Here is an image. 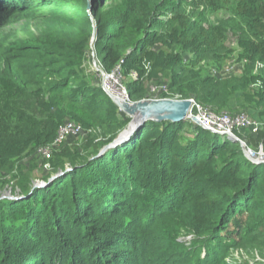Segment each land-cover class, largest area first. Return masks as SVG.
Segmentation results:
<instances>
[{
    "label": "trees",
    "instance_id": "obj_1",
    "mask_svg": "<svg viewBox=\"0 0 264 264\" xmlns=\"http://www.w3.org/2000/svg\"><path fill=\"white\" fill-rule=\"evenodd\" d=\"M109 1L0 0V196L10 185L22 195L32 192L36 157L54 142L63 120L94 130L80 145L82 152L65 148L52 154L48 185L34 197L16 203L0 200V264L15 249L20 253L9 260L23 259L26 249L36 248L44 234L56 229L45 216L48 200L61 214L53 217L56 224L68 225L63 220L67 215L78 220L79 212L97 219V226L88 229L102 235L98 242V236L89 238L101 244L100 254L107 248L103 241L115 238L118 246L136 247V263L145 254L147 262L170 257L178 259L175 264H224L230 247L264 255V163L251 162L241 144L228 136L188 120L149 121L128 141L97 156L132 119L121 114L100 85L89 86L81 77L90 40L98 31V56L109 70L123 58L126 67H135L142 76L148 73L147 80L162 77L170 99H193L222 114L240 93L246 106L264 107V67L254 75L256 65H264V0H134L133 12L125 16ZM137 23L145 38L137 37ZM150 41L161 45L157 53L150 51ZM234 52L246 61L241 77L221 80L200 66L213 62L222 67ZM257 81L263 86L251 89ZM128 93L132 101L144 98L141 89L130 87ZM240 113L253 115H233ZM234 134L246 144L258 138L256 144L264 145V132ZM196 193L211 200L209 212L204 219L193 213L189 221L195 223L183 222L190 215L186 203L196 201ZM7 205L14 216L3 215ZM113 219L122 220L130 240L101 226ZM171 219L176 222L170 224ZM156 227L173 235L164 257L156 258L151 249ZM184 233L195 237L189 247L178 242ZM100 254L91 253L93 263L107 261Z\"/></svg>",
    "mask_w": 264,
    "mask_h": 264
},
{
    "label": "rangeland",
    "instance_id": "obj_2",
    "mask_svg": "<svg viewBox=\"0 0 264 264\" xmlns=\"http://www.w3.org/2000/svg\"><path fill=\"white\" fill-rule=\"evenodd\" d=\"M109 3L113 6H119L122 8L123 16L127 15L128 13H132L134 10V6L136 5V1L134 0H110ZM45 10V9H44ZM115 16V15H111ZM118 17H121L118 15ZM26 26L29 27H35L34 23H26ZM137 26L139 24L137 23ZM20 29V25H15L14 28ZM32 27V28H33ZM144 28L139 26V31L137 32V37H143L144 35ZM99 35L98 31H95L93 37L90 40L88 51L86 53V56L84 57V62L82 66V74L81 77L84 79L86 84L89 86H98L100 85L101 88H103V84H106V88L112 91L115 95H119L120 98H123L124 91L129 95L128 88L131 87V89H137L142 90L144 95L143 99H170L168 96L166 97V93H168V88L163 83L164 80L162 77L154 78L147 80V74L145 76H142L141 73L135 68V67H126L123 65L122 59L119 61H116L114 63V66H112V69L109 70L107 67L108 65L102 63L101 59L98 56V40L97 38ZM102 39V37H100ZM152 42L150 45V51L153 53H157L161 49V45L158 42L150 41ZM234 47H236L234 44H232ZM233 58L231 61L226 63L222 67H216V65L211 62H202L201 68L207 71V68L212 72L214 77H218L219 79H229L232 77H241L245 74V63L246 61H242L240 59V56L237 54V52H234L231 55ZM191 57L187 56L186 61L190 62ZM264 65L257 64L255 68L254 75L257 76L258 72L257 70L263 69ZM105 80V81H104ZM263 86L262 82L257 81L256 83L251 85V89H260ZM105 91V90H104ZM106 92V91H105ZM123 92V93H122ZM107 93V92H106ZM240 93H236L229 105V108L224 110L223 113H228L230 115H233V113H239V112H252L254 117L250 116V119L255 120L257 124L259 125V133L264 132V107H260L257 109L250 108L249 106H246L247 104L244 102V100L241 98ZM130 97V96H129ZM142 99V100H143ZM192 100V99H191ZM140 101V100H138ZM129 102H136L129 99ZM119 108V107H118ZM205 108V107H203ZM120 110V108H119ZM121 112V110H120ZM122 114V112H121ZM125 116V115H122ZM73 123L76 126H79L82 128V133L80 135L78 134H72L71 136L66 137V140L61 144L58 145L57 148H55L56 153L53 152V156H56L60 154L61 151H63L65 148L67 149H77L79 152H82V147L80 146L83 144L86 140L90 138L92 134H94V130L87 129L84 126H82L80 123L72 120V119H65L61 123L59 127H62L65 123ZM59 130V129H58ZM248 130V129H244ZM242 131V130H237ZM258 134V133H257ZM257 138V137H256ZM255 138V139H256ZM258 138L256 139V141ZM55 141V140H54ZM256 141L248 143V149L251 150L252 153H256V155L264 154V145L260 146V142L256 144ZM53 145V143H52ZM52 159V158H51ZM51 159L50 160H43L39 156V158L36 157L35 163L33 164L32 169V183H33V190L31 193L27 195H22L20 191H18L14 186L10 185L8 186L1 194V197H5L1 200H7L9 202H25L26 200L30 199V196L34 193L33 197L37 194V190L44 189L48 184L46 181L47 177H49L53 172V168L51 166ZM261 164V163H256ZM67 168L69 167L68 164ZM71 171V169H70ZM100 177L104 178L105 173L101 172ZM53 178V177H52ZM50 182V181H49ZM141 184V183H139ZM190 196L192 194H189ZM194 198H197L196 201L193 199L190 203H186L187 208L190 209L189 213L190 215H184L183 222L189 221L192 219L193 213L194 218L198 216L199 218H205L207 216V213L209 212L210 203L211 200H207L205 196H202L200 193H196V196ZM45 206V207H44ZM10 205L6 206V211L3 213L4 216L8 217L14 216V213H9ZM43 207L45 208V216L49 219L47 222L51 227H54L55 230L52 232H49L48 234H44V239L42 243L40 242L38 245H35V247H29V249H26L25 253L23 254V259L20 257L12 258L9 260L10 257L13 255H18L20 252L15 249L13 254L8 253L4 254V262L5 264H96L93 263V259L91 257V253L93 254L96 252L97 254L101 253V250H99L101 244L97 243L99 239H101V236L93 235V231L89 230V226H97L95 225V221L97 219L92 218L91 216L82 215V213L79 212V219L75 220L73 216L67 215L63 218L64 222L68 221V225L64 226V223L62 224H56L53 217H59L61 214L60 212L54 211L53 207H51V200L46 201L43 204ZM92 208V207H91ZM66 218V219H65ZM176 218V217H175ZM255 218V217H254ZM254 218H250L251 222H255ZM61 221V220H59ZM158 221V219H157ZM169 221V220H167ZM182 221V220H181ZM127 223V220H124V223ZM170 224L173 222H176V219H171ZM191 223H195L197 221H189ZM4 223V222H3ZM131 223L128 222L126 225H129ZM5 224V223H4ZM109 226L112 228V230H115V232L118 235H122V237H126V239L130 240L127 236H130L128 229L123 226L122 220L116 223L115 219L109 221L108 224H105V222L101 226ZM68 226V227H67ZM134 228V227H129ZM157 232L154 236V243L151 244V249L153 254L156 256H163L165 253V248L169 246L168 240L170 238H173V235L171 234L170 237L167 236V234L162 230L159 231L160 228L156 227ZM68 230H72L71 235L66 236V232ZM92 234V235H91ZM124 235V236H123ZM135 237H137V233H133ZM98 236L97 242H90V237H96ZM145 239H148L147 236L144 237ZM89 242L87 243V240ZM194 235L190 234L187 235L186 233L182 234L178 238V242L181 244H184V247H189L194 240ZM109 241L104 242L102 244L106 245L107 248L105 249V252L103 254H100L102 257L101 259H107V261L104 264H139L141 261L142 264H154L155 262H158V264H175L178 259H172L168 258L162 259V260H156V261H150L147 262L148 259H146V255H138V263L135 262L136 257V247L132 246L129 243H124L122 246H118L119 241H115L116 239L109 238ZM16 246L15 244H12ZM93 247H95L93 249ZM148 247V246H147ZM88 248V249H87ZM87 249V250H86ZM91 252V253H90ZM16 253V254H15ZM264 253V252H263ZM201 254H206V252H201ZM107 255H109V258H107ZM10 256V257H9ZM114 257V258H113ZM148 258H152V256H147ZM224 257V259H223ZM222 259L224 260V264H264V255L260 251L249 249H240V248H227L225 251V254L223 255ZM9 260V261H8ZM2 262V261H1ZM0 262V263H1ZM12 262V263H9ZM3 263V262H2Z\"/></svg>",
    "mask_w": 264,
    "mask_h": 264
},
{
    "label": "water",
    "instance_id": "obj_3",
    "mask_svg": "<svg viewBox=\"0 0 264 264\" xmlns=\"http://www.w3.org/2000/svg\"><path fill=\"white\" fill-rule=\"evenodd\" d=\"M105 81V80H104ZM104 90L110 96L112 101L120 108L121 112L126 114L132 120L125 130H123L111 143L104 146L97 156H101L111 149L122 145L128 141L135 133H137L147 122L152 121L156 123H177L186 120H191L197 126H201L200 121L190 114L193 102L191 99H143L136 102H129L124 98H120L113 92L107 90L106 84H103ZM234 142L240 143L243 153L251 162L260 161L259 156L252 154L248 149L246 143L231 133L227 135ZM70 170V168L68 169ZM61 172L51 178V182L56 177L64 174ZM5 197H1L4 199Z\"/></svg>",
    "mask_w": 264,
    "mask_h": 264
},
{
    "label": "built area",
    "instance_id": "obj_4",
    "mask_svg": "<svg viewBox=\"0 0 264 264\" xmlns=\"http://www.w3.org/2000/svg\"><path fill=\"white\" fill-rule=\"evenodd\" d=\"M124 99L127 101L130 99L129 95L125 91ZM192 102L193 105L190 114L195 116L200 121V127L205 130L225 136L231 133L234 134V131L236 130L248 129L253 134H257L259 131V125L257 122L250 119V116L246 113H240L236 115H230L228 113L216 114L208 108H203L193 99ZM188 121L192 122L191 120ZM81 133V127L76 126L73 123H65L62 127H59L57 137L53 142V145L51 144V146L41 149L39 155L41 158L49 160L55 151V148H57L58 145H61L66 140V137L71 136L72 134L80 135ZM256 156H259L260 161H254L253 163H264V154H257Z\"/></svg>",
    "mask_w": 264,
    "mask_h": 264
},
{
    "label": "bare ground",
    "instance_id": "obj_5",
    "mask_svg": "<svg viewBox=\"0 0 264 264\" xmlns=\"http://www.w3.org/2000/svg\"><path fill=\"white\" fill-rule=\"evenodd\" d=\"M108 90V89H107ZM123 93V92H122ZM119 96V95H118ZM123 96H124V93H123ZM124 98V97H123ZM253 154V153H252Z\"/></svg>",
    "mask_w": 264,
    "mask_h": 264
}]
</instances>
